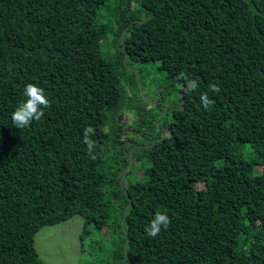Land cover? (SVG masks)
<instances>
[{
	"label": "trees",
	"instance_id": "trees-1",
	"mask_svg": "<svg viewBox=\"0 0 264 264\" xmlns=\"http://www.w3.org/2000/svg\"><path fill=\"white\" fill-rule=\"evenodd\" d=\"M108 1L117 66L158 63L179 86L162 125L138 114L139 144L120 140L133 107L101 52ZM28 83L51 107L16 129ZM117 202V264H264V0H0V264H43L40 229L79 216L85 236ZM157 211L171 223L151 238Z\"/></svg>",
	"mask_w": 264,
	"mask_h": 264
},
{
	"label": "rangeland",
	"instance_id": "rangeland-1",
	"mask_svg": "<svg viewBox=\"0 0 264 264\" xmlns=\"http://www.w3.org/2000/svg\"><path fill=\"white\" fill-rule=\"evenodd\" d=\"M98 17L109 29L101 44V52L113 60L124 92L130 97L131 106L134 108L121 111L123 132L120 140L127 144H139L141 139H137L139 133L136 132L138 114L143 117L150 115L154 123L162 125L161 121L180 106L179 86L166 77L158 68V63L141 65L134 61L125 62L123 59V66L118 67L117 64L122 60V50L113 46L117 27L114 4L106 2ZM144 17L145 13L140 14V18ZM151 109L154 111L146 114ZM130 163L128 181L135 182L141 178L144 164ZM120 209L118 202L112 204V214L105 227L99 231L89 228L85 236L82 235L83 219L79 216L55 226L43 227L34 237L39 260L43 264H117V254L123 238L115 229L120 218Z\"/></svg>",
	"mask_w": 264,
	"mask_h": 264
},
{
	"label": "clouds",
	"instance_id": "clouds-1",
	"mask_svg": "<svg viewBox=\"0 0 264 264\" xmlns=\"http://www.w3.org/2000/svg\"><path fill=\"white\" fill-rule=\"evenodd\" d=\"M212 91L218 92L219 88L213 86ZM24 100L21 101L14 112L11 114L12 124L16 129H23L29 127L33 121H39L44 116V109L51 107V102L45 95L43 88L38 87L36 84L28 83L23 89ZM203 99V97H202ZM205 108L208 103L204 104ZM94 129L89 126L85 129L84 143L87 146V152L91 155L95 149L94 141L89 137L94 133ZM170 218L167 214L157 211L154 218L149 222L145 228V233L155 238L160 234L161 230H167L170 226Z\"/></svg>",
	"mask_w": 264,
	"mask_h": 264
}]
</instances>
